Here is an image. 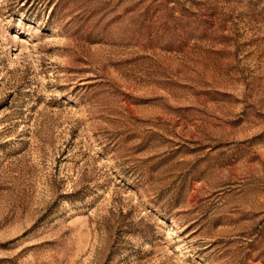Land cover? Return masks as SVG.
<instances>
[{"label": "rangeland", "instance_id": "obj_1", "mask_svg": "<svg viewBox=\"0 0 264 264\" xmlns=\"http://www.w3.org/2000/svg\"><path fill=\"white\" fill-rule=\"evenodd\" d=\"M0 264H264V0H0Z\"/></svg>", "mask_w": 264, "mask_h": 264}]
</instances>
